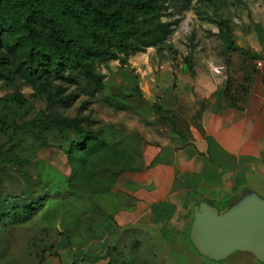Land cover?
<instances>
[{
	"label": "rangeland",
	"instance_id": "rangeland-1",
	"mask_svg": "<svg viewBox=\"0 0 264 264\" xmlns=\"http://www.w3.org/2000/svg\"><path fill=\"white\" fill-rule=\"evenodd\" d=\"M33 6L66 33L90 35L59 11L57 0H0V72L5 75L0 78V196L46 197L30 219L0 221V264H234L242 251L215 261L192 246L189 251L160 248L152 227L126 219L116 184L144 141L177 130L179 119L166 114L168 119L160 120L154 107L161 97L158 88L167 82L161 74L158 79L163 66L182 65L191 73L197 101L210 81L247 86L244 78L263 60L257 48L264 44V0L171 5L162 20L179 22L164 43L101 65L104 89L94 97L79 96L66 113L75 115V107L87 102L85 113L94 122L83 126L101 130L107 146L85 160L77 158L75 166L66 152L79 136L48 115L55 84L27 78L39 67L24 22ZM35 43L49 53L46 31ZM241 48L261 58L245 59ZM181 117L188 121L190 111Z\"/></svg>",
	"mask_w": 264,
	"mask_h": 264
},
{
	"label": "crops",
	"instance_id": "crops-1",
	"mask_svg": "<svg viewBox=\"0 0 264 264\" xmlns=\"http://www.w3.org/2000/svg\"><path fill=\"white\" fill-rule=\"evenodd\" d=\"M257 52L263 60L242 110L230 106L220 81H210L197 101L192 75L182 65H165L158 73L167 82L158 88L156 103L179 119L177 130L144 141L134 169L123 172L116 187L126 219L152 227L160 248L195 249L190 230L201 201L223 210L252 192L264 198V44ZM185 110L191 114L188 121L181 117ZM258 262L242 251L234 264Z\"/></svg>",
	"mask_w": 264,
	"mask_h": 264
},
{
	"label": "trees",
	"instance_id": "trees-1",
	"mask_svg": "<svg viewBox=\"0 0 264 264\" xmlns=\"http://www.w3.org/2000/svg\"><path fill=\"white\" fill-rule=\"evenodd\" d=\"M192 1L57 0L59 11L75 19L89 32V36L66 33L39 7L33 6L26 13L24 22L32 40V57L39 65L27 78H42L55 84V94L47 107L48 115L64 129L72 130L79 136L66 152L73 166L77 158L85 160L104 150L107 142L101 130L83 126L84 122H94L85 113L89 108L87 102L75 107L76 114L73 116L67 114L66 110L74 105L79 96L94 97L104 89L106 76L100 71L101 65L119 59L121 54L128 58L145 51L147 47L164 43L179 19L163 21L162 18L170 14L168 10L171 5L184 6ZM41 31H46L51 39L49 53L35 45ZM241 51L245 59L250 57L255 61L261 58V55L244 48ZM257 70L254 65L244 78L246 87L236 86L230 79L226 81L224 95L231 107L244 109L245 96ZM0 78H5L1 72ZM154 107L161 114L160 120L168 119L166 114L169 110L158 103ZM136 159L126 170L134 169ZM45 199V196L29 197L27 194L0 196V221L9 216L13 223L24 222L41 209ZM77 263L76 260L72 262Z\"/></svg>",
	"mask_w": 264,
	"mask_h": 264
},
{
	"label": "water",
	"instance_id": "water-1",
	"mask_svg": "<svg viewBox=\"0 0 264 264\" xmlns=\"http://www.w3.org/2000/svg\"><path fill=\"white\" fill-rule=\"evenodd\" d=\"M190 238L201 255L215 261L248 251L264 262V198L252 192L223 210L197 203Z\"/></svg>",
	"mask_w": 264,
	"mask_h": 264
}]
</instances>
